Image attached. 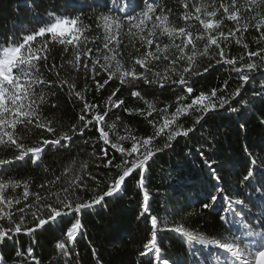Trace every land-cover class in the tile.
<instances>
[{"label":"snow or ice","instance_id":"1","mask_svg":"<svg viewBox=\"0 0 264 264\" xmlns=\"http://www.w3.org/2000/svg\"><path fill=\"white\" fill-rule=\"evenodd\" d=\"M177 4L182 9L179 19L183 26L173 23L172 9L163 6L160 0H142V7L124 0L123 6L118 8L113 0V8L122 15H113L112 9L100 13L95 16V27L85 24L82 15L67 17L49 13L50 22L27 34L22 33L19 39L9 37L0 45V146L13 153L0 158V171L26 164L29 160L40 166L49 147L69 149L76 137H83L86 130L93 127L98 136L85 139L83 143L95 145L102 141L121 158L116 163L108 147H101L99 153L93 147L89 153L90 161H99L96 167L108 169L107 176L98 178L89 171L90 161H85L79 167L64 168L54 179L38 185L39 191L35 192L31 191L30 180L0 177V244L15 240L18 234L33 237L47 226H60L70 220V226L63 231L64 239L55 245L59 255L68 257L82 234L84 211L105 205L107 198L122 195L126 182L138 173L135 186L143 192V202L137 220L151 226L150 236L139 253L141 258L149 257L151 264H175L166 258L158 244V234L170 231L190 246H200L194 253L201 257L200 264H264V155H255L247 145L243 149L246 167L240 169L242 176L234 174L232 180H226L218 173L217 168L222 165L208 159L203 149L200 150L210 189L204 194L206 202L201 204L199 212H188L180 217L181 221L187 222L204 210H215L221 223L229 226L225 233L209 237L191 230L185 223H173L166 215L152 214L144 183L149 161L171 148L178 138L189 137L209 113L226 107L231 112H239L254 104L256 98L264 100V81L251 96L243 95L246 84L256 79L255 74L264 75V47L252 51L244 42L245 34L254 30L258 33L253 37L255 43H264V0H177ZM226 22L232 25L227 31ZM93 31L97 35L90 36ZM125 38L128 44H123ZM200 42H203L202 48ZM233 43L244 50L239 56H230L227 51ZM56 44L62 46L65 53H71V58L59 67L48 63L50 46ZM122 44L139 54L129 53L125 61ZM205 57L209 63L201 67L200 60ZM41 62L47 72L55 73L54 81L45 79ZM65 64L77 77L83 73L86 81H93L97 92L113 80L132 88L131 96L143 101L145 107L123 110L143 117L152 127V133L137 136L125 126L124 134L119 135L115 123L108 124L106 118L113 109L123 108L125 101L117 98L121 88L111 92L101 110L99 105L86 98L91 91L87 83L77 90L74 80L61 78ZM217 65H226L229 77L235 74L239 85L229 91V80L226 79L218 87L197 94L192 86L193 79L205 76ZM101 74H107L103 83L97 79ZM140 82L149 88H177L181 94L176 96L174 105L166 103L158 108L136 90ZM37 87H58L61 91L67 88L69 99L83 104L77 123L57 134L54 121L41 113L42 105L56 93L42 90L37 95ZM234 104L238 107H233ZM52 107L56 105L52 104ZM260 116V122L264 124V111ZM185 117L193 119L191 126L180 123ZM240 127L243 129L245 125ZM33 130L41 134L28 142V137L35 135ZM160 138H165V143L157 147ZM48 171L44 168V172ZM90 182L96 186L91 188L93 194L90 199L81 200L79 194L90 190ZM102 184L106 190L100 191ZM237 184L249 190L246 197L232 194ZM21 188V195L8 194ZM257 204L259 211L253 213L252 208ZM35 244L33 238L32 246L26 252L17 250L21 264H41L34 255Z\"/></svg>","mask_w":264,"mask_h":264},{"label":"trees","instance_id":"2","mask_svg":"<svg viewBox=\"0 0 264 264\" xmlns=\"http://www.w3.org/2000/svg\"><path fill=\"white\" fill-rule=\"evenodd\" d=\"M163 6L172 9V21L177 26H183V21L179 19L182 9L178 7L177 0H160ZM129 3L142 7V0H129ZM107 5L106 7L103 5ZM124 0H116V7H122ZM112 9L113 15H122L113 8V0H0V45L6 43L9 37L15 36L17 39L21 34L38 29L40 26L50 22L49 13L58 16L74 17L82 15L85 24H92L95 27V16L100 13H108ZM139 10V8H137ZM230 28L231 22H226ZM27 30V31H26ZM90 36L97 35L96 32L89 33ZM254 30L245 34V41L249 44V49L255 51L257 47H264V43L257 45L253 37L257 36ZM164 42H167L166 40ZM123 44H128L127 38ZM121 51L124 53L123 59L128 60V54L135 53L129 46ZM95 47L96 45H89ZM139 47V44H137ZM199 47H203L200 42ZM230 56H239L244 50L241 45L235 43L227 50ZM71 58V53H65L64 48L59 44L50 46L48 63H55L58 67L65 60ZM208 59L200 60L201 67L208 65ZM161 67H163L161 65ZM41 72L45 79L55 80V73H49L41 62ZM256 79L246 84L245 97L251 96L253 91H258L260 83L264 81V75L255 74ZM61 78L68 79L77 85V90L84 88L87 83L91 91L87 93V99L103 109L104 103L111 92L120 87L121 91L117 98L125 101L123 108L113 109L106 118L108 124L115 123L119 135L124 134L125 126L137 136L150 135L152 127L147 121L136 114H129L123 109L144 108L143 101H139L131 96L132 88L127 85H120L119 80L111 81L102 90H95V83L85 80L83 73L77 74L65 64L61 70ZM97 79L103 83L107 79V74H101ZM229 80V91L234 90L239 81L235 74L229 77L226 65H217L203 77H195L192 82L193 88L198 94L200 91H208L213 87H218L224 80ZM45 93L55 92V96H49L48 103L42 105L41 113L49 120L54 121L57 134L60 131L68 130L72 124L77 123L78 115L83 107L81 102H74L68 97V90L61 91L56 88H36L39 95L41 91ZM136 90L146 100L152 101L158 108H162L166 103L174 105L177 95L181 91L177 88L147 87L142 82L136 86ZM55 104L56 107H52ZM233 107H238L233 105ZM174 110L173 109H170ZM261 111H264V100L256 98L254 104L246 106L239 112H231L227 107L209 113L207 117L197 125L196 131L189 137H180L173 143V146L163 152L158 153L149 161L148 169L145 173V187L149 193V203L152 214L168 216L173 223H185V226L195 232L202 233L209 237H216L220 233H225L229 227L221 223L219 214L215 210H204L198 215L191 216L187 222L181 221L180 217L188 212H199L202 203L206 202L204 194L210 189L209 178L206 175L203 158L199 155L201 149L210 160L218 161L222 167L217 168L226 180L234 179V174L242 176L240 172L244 164V147L247 145L255 155H264V124L260 122ZM155 115V114H154ZM90 118V117H89ZM119 118V119H118ZM158 119V117H157ZM180 123L189 127L193 123L191 117L182 118ZM245 127L242 129L240 125ZM107 131L108 129L105 128ZM35 135L28 137V142L39 137L41 133L33 130ZM47 138L49 134L44 133ZM111 135V134H110ZM98 133L95 128L86 130L83 137H76L72 141L69 149H54L49 147L43 154L40 166H35L29 160L26 164L20 163L6 171H0V177H12L17 180H30L31 191H39L38 185L46 180H52L60 175L64 168L79 165L85 161H90L89 153L95 147L99 153L101 147H108L110 156H115V162H120L119 153H115L110 146H104L100 141L93 145L83 143L85 139L96 138ZM115 139V135L112 136ZM165 138H160L156 142L157 147L163 146ZM130 147V144L126 143ZM13 153L5 147L0 146V158H6ZM99 161H90L89 171L98 178L103 179L109 174V170L103 167H96ZM44 168L49 171L44 172ZM137 173L129 179L122 195L115 198H107L105 205L97 206L93 209L85 210L82 214V234L77 238L71 247L68 257L59 255L55 245L64 239L63 231L70 226L71 221H66L60 226H47L45 229L37 231L33 237L18 234L13 241H5L0 244V264H21L17 257V250L26 252L34 238L36 244L33 246L34 255L41 261V264H151L149 257L141 258L139 253L143 250V243L150 236V223L138 221L137 216L141 210L143 202V192L136 188ZM96 187L90 182V190L80 193L81 200L90 199L91 188ZM106 190L102 184L100 191ZM23 189H18L16 193L8 192L9 195H21ZM249 190L243 189L238 184L233 195L246 197ZM253 213H258L259 205L252 208ZM158 244L165 253L166 258H170L175 264H200L201 257L196 253L199 245L190 246L181 236L174 232H161L158 234ZM93 249L95 255H93Z\"/></svg>","mask_w":264,"mask_h":264}]
</instances>
